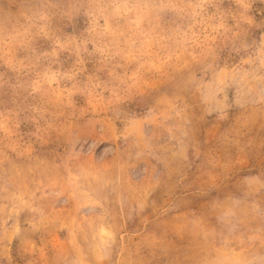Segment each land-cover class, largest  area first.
I'll return each instance as SVG.
<instances>
[{"label":"rangeland","instance_id":"obj_1","mask_svg":"<svg viewBox=\"0 0 264 264\" xmlns=\"http://www.w3.org/2000/svg\"><path fill=\"white\" fill-rule=\"evenodd\" d=\"M0 264H264V0H0Z\"/></svg>","mask_w":264,"mask_h":264}]
</instances>
